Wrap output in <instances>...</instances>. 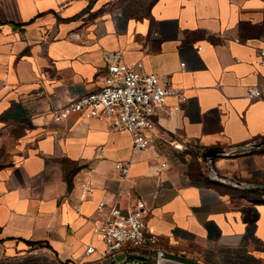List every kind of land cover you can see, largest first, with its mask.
<instances>
[{"label": "crops", "instance_id": "1", "mask_svg": "<svg viewBox=\"0 0 264 264\" xmlns=\"http://www.w3.org/2000/svg\"><path fill=\"white\" fill-rule=\"evenodd\" d=\"M262 46L264 0H151L143 12L124 0H0V264H109L93 227L117 191L122 212L143 200L158 249L264 264V145L211 159L220 176L261 187L212 183L203 156L264 138ZM109 50L184 91L171 115L175 98L162 99L163 135L142 150L99 119L48 112L98 87ZM116 159L129 160L124 177L107 171ZM123 253L115 264H150Z\"/></svg>", "mask_w": 264, "mask_h": 264}, {"label": "built area", "instance_id": "2", "mask_svg": "<svg viewBox=\"0 0 264 264\" xmlns=\"http://www.w3.org/2000/svg\"><path fill=\"white\" fill-rule=\"evenodd\" d=\"M70 36L75 38L74 34ZM257 56V63L264 70V46L258 48ZM106 58V71L98 87L53 106L48 110L50 118L60 122L76 113L81 117L99 119L109 129L128 132L131 148L142 150L151 141L150 132L163 135L155 128L153 119L162 99L167 95L175 98L176 104L167 112L171 115L178 108V103L185 99L183 88L172 85L163 75L144 70L140 60L124 61L118 50H109ZM245 93L251 98L261 95L260 90L253 86L247 87ZM169 142L176 148L180 147L174 140ZM128 167V159H116L109 163L107 171L124 177ZM119 195L120 192L117 191L115 199L108 204L102 221L93 227V233L102 244V254L113 259L116 253L123 250L139 249L152 261L154 252L158 249L157 238L154 233L145 230L144 216L147 208L144 202L136 197L122 212L116 199ZM105 199V195H102L97 206L101 208ZM91 250L92 246L87 245L84 252Z\"/></svg>", "mask_w": 264, "mask_h": 264}, {"label": "water", "instance_id": "3", "mask_svg": "<svg viewBox=\"0 0 264 264\" xmlns=\"http://www.w3.org/2000/svg\"><path fill=\"white\" fill-rule=\"evenodd\" d=\"M258 145H264V138L245 142L242 144L229 146L227 148H221V149L207 148V149H205L203 151V156L205 158V166H206V172H207L208 176L214 180H217V181H220L223 183L233 184L236 186H242V187H248V186L249 187H251V186L261 187V186H263L261 184L246 183V182H242V181L231 180L229 178L220 176L219 174H217V172L214 170V168L211 165V159H212L214 154L226 155V154H229V153L234 152V151L246 150V149H250L254 146H258ZM120 258H123V254L115 255L109 264H115V261H117ZM152 262H153V264H204L203 262L198 261V260L193 259V258H190L188 256L178 254V253H174V252H170V251L163 250V249H157L154 252Z\"/></svg>", "mask_w": 264, "mask_h": 264}, {"label": "rangeland", "instance_id": "4", "mask_svg": "<svg viewBox=\"0 0 264 264\" xmlns=\"http://www.w3.org/2000/svg\"><path fill=\"white\" fill-rule=\"evenodd\" d=\"M124 1H126V3H128L131 6V8L136 12H143L147 3H149L151 0H124ZM180 148L182 150L185 149V147L184 146L181 147V145Z\"/></svg>", "mask_w": 264, "mask_h": 264}, {"label": "trees", "instance_id": "5", "mask_svg": "<svg viewBox=\"0 0 264 264\" xmlns=\"http://www.w3.org/2000/svg\"><path fill=\"white\" fill-rule=\"evenodd\" d=\"M209 177V176H208ZM210 178V177H209ZM210 179H212V178H210ZM214 179H212L211 181H213ZM215 181H213L212 183H214ZM147 263H150V264H152V261L149 259V260H147L146 261Z\"/></svg>", "mask_w": 264, "mask_h": 264}, {"label": "bare ground", "instance_id": "6", "mask_svg": "<svg viewBox=\"0 0 264 264\" xmlns=\"http://www.w3.org/2000/svg\"><path fill=\"white\" fill-rule=\"evenodd\" d=\"M178 146V145H177Z\"/></svg>", "mask_w": 264, "mask_h": 264}]
</instances>
